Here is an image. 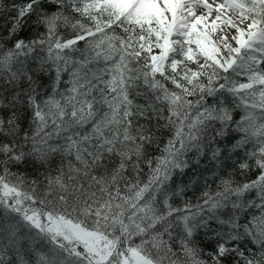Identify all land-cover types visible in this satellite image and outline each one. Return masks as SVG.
<instances>
[{"label":"snow or ice","instance_id":"1","mask_svg":"<svg viewBox=\"0 0 264 264\" xmlns=\"http://www.w3.org/2000/svg\"><path fill=\"white\" fill-rule=\"evenodd\" d=\"M0 15V264H264V0Z\"/></svg>","mask_w":264,"mask_h":264},{"label":"trees","instance_id":"2","mask_svg":"<svg viewBox=\"0 0 264 264\" xmlns=\"http://www.w3.org/2000/svg\"><path fill=\"white\" fill-rule=\"evenodd\" d=\"M12 2H13V0H5V4L6 5L11 4ZM15 2L16 3H22V2H24V0H15ZM7 23H8V21L5 18V16L4 15H0V25H4V24H7ZM105 78H107V77H105ZM241 114H242L241 110L237 109L236 113H235L236 118L238 119ZM254 176H255V173L252 174V178H254ZM237 179H243V178L242 177H237ZM189 198L192 200L193 203L196 202V197L195 196H190Z\"/></svg>","mask_w":264,"mask_h":264}]
</instances>
